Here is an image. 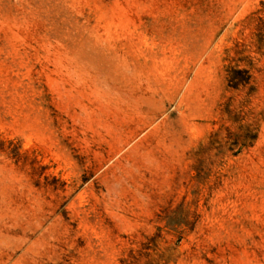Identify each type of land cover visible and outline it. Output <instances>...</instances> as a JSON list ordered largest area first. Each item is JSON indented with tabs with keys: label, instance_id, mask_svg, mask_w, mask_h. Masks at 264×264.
<instances>
[{
	"label": "rangeland",
	"instance_id": "374dc122",
	"mask_svg": "<svg viewBox=\"0 0 264 264\" xmlns=\"http://www.w3.org/2000/svg\"><path fill=\"white\" fill-rule=\"evenodd\" d=\"M0 264H264V0H0Z\"/></svg>",
	"mask_w": 264,
	"mask_h": 264
}]
</instances>
